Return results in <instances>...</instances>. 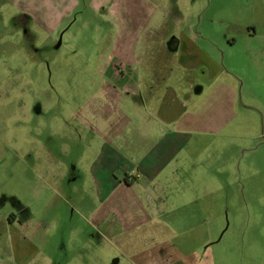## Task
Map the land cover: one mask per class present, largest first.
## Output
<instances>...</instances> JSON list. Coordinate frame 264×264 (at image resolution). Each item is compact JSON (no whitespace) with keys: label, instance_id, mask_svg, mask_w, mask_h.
I'll return each instance as SVG.
<instances>
[{"label":"rangeland","instance_id":"374dc122","mask_svg":"<svg viewBox=\"0 0 264 264\" xmlns=\"http://www.w3.org/2000/svg\"><path fill=\"white\" fill-rule=\"evenodd\" d=\"M189 22L232 54L222 38L260 35L264 0H0V264H264V139L181 131L145 100L202 80L148 46Z\"/></svg>","mask_w":264,"mask_h":264},{"label":"crops","instance_id":"0c3cea01","mask_svg":"<svg viewBox=\"0 0 264 264\" xmlns=\"http://www.w3.org/2000/svg\"><path fill=\"white\" fill-rule=\"evenodd\" d=\"M256 25L250 26L253 28V35L238 38L231 33L222 38L226 45L235 51L232 54L222 52L224 48L217 41L199 43L191 22L184 27L179 37L171 40V43L166 37L148 41L150 48L163 45L169 54L173 53L183 70H196L202 77L200 81L191 79L184 86H166L161 93L153 83L143 87L147 103L158 101L154 108L157 110L156 117L159 121L181 123L178 130L185 132L199 131L224 135H235L232 133L234 131H229L230 126L234 124L233 130L236 128L239 132H244L247 128L249 132L245 135L249 138L264 139L257 132L258 118L251 113L264 107L263 100H260L264 99V95L258 94L252 88L264 87V23L260 35H257ZM240 42L243 46L239 53L241 57L246 58L234 57ZM219 54L223 55L221 60L218 58ZM195 96L205 98L198 110L193 100ZM261 124H264L263 118Z\"/></svg>","mask_w":264,"mask_h":264},{"label":"flooded vegetation","instance_id":"af4514ba","mask_svg":"<svg viewBox=\"0 0 264 264\" xmlns=\"http://www.w3.org/2000/svg\"><path fill=\"white\" fill-rule=\"evenodd\" d=\"M32 22L33 21H32V18L30 16L19 14V15L14 16L10 20V25H11V27H13L11 29H13L15 31V34L19 35L18 36L19 37V41H20V43H22L24 49H26L28 52L34 54L35 57H36V56H38V54H43V52L46 51V48L49 45L45 44V45H43L44 47H37L35 45V43L37 41V36L32 31V28H31ZM48 150H49L51 155H54L56 157H57V155H60L59 149H54V148L48 147ZM56 161H58V159ZM68 168H69L68 171L71 174L76 173L77 169H76V167H74V165H71L70 167L68 165ZM72 179H75L74 175L72 176V178L71 177L69 178V175L66 176L65 174H62L60 179H58V182H59V180H61V181H65V180L69 181V180H72ZM24 212H25V210H24ZM25 218H26V216L24 215V220H25ZM20 219H23V217L20 218Z\"/></svg>","mask_w":264,"mask_h":264}]
</instances>
